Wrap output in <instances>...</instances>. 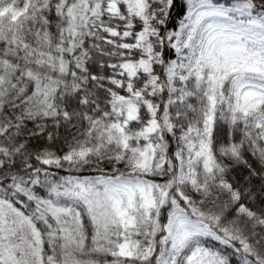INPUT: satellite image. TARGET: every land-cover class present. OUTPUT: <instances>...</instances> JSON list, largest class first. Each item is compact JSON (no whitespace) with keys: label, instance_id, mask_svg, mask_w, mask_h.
<instances>
[{"label":"snow or ice","instance_id":"6c2138e0","mask_svg":"<svg viewBox=\"0 0 264 264\" xmlns=\"http://www.w3.org/2000/svg\"><path fill=\"white\" fill-rule=\"evenodd\" d=\"M0 264H264V0H0Z\"/></svg>","mask_w":264,"mask_h":264}]
</instances>
